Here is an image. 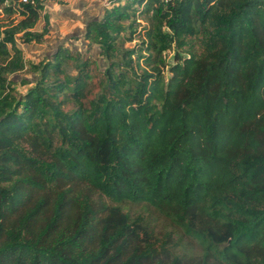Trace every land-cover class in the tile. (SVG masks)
<instances>
[{
    "label": "trees",
    "instance_id": "obj_1",
    "mask_svg": "<svg viewBox=\"0 0 264 264\" xmlns=\"http://www.w3.org/2000/svg\"><path fill=\"white\" fill-rule=\"evenodd\" d=\"M5 2L0 264H264V0H111L83 34L109 58L88 105L94 59L67 45L16 90L19 41L41 42L49 15ZM135 5L147 24L117 59ZM125 202L152 206L200 252L142 239Z\"/></svg>",
    "mask_w": 264,
    "mask_h": 264
},
{
    "label": "rangeland",
    "instance_id": "obj_2",
    "mask_svg": "<svg viewBox=\"0 0 264 264\" xmlns=\"http://www.w3.org/2000/svg\"><path fill=\"white\" fill-rule=\"evenodd\" d=\"M135 6V16L137 19L139 18L137 21V30L132 34V39H127V36L130 34L129 28L122 31L117 41L118 48H116L114 54L117 56V59L120 57L122 49L139 46V41L143 33L142 28L147 24L144 14L140 12L141 7L137 5ZM45 13L49 15V31L42 37L41 42L31 41L29 43H23L19 41L18 44L24 49V56L27 61L28 69L15 74H9V77L16 82L14 86L19 93L25 92L27 88L32 86L33 80L36 76L35 74L38 73H34L30 70L29 68L31 67L29 65L36 64L39 60L50 57L59 45H67L74 50L84 53V56L90 55L94 59V63L92 62L91 64V77L83 97L84 103L88 105L89 100L95 97L100 90V82L104 80V70L109 63V58L101 53V49L98 48L99 46L97 43H88V40L85 39L83 34L86 23L77 21V25L80 29L78 32H73L74 30L71 28L70 21H68L67 24H63V22L54 18L53 12H49L48 8H45L42 15ZM7 19L11 20L0 13L1 22H4ZM43 23L44 19L41 16L33 29L36 31L41 30ZM167 60L169 63L172 61V53L168 54ZM168 74L169 73L165 70V75L167 76ZM22 78H26L30 82L23 84L20 82ZM72 105V103L66 104L64 108L69 109ZM85 186V184L79 185L80 194L86 193L87 195H90L93 200L103 199L106 203L109 202L108 198L105 196H100L99 198L98 192L87 189ZM121 207L123 211L128 212V214L135 219L138 225L139 236L142 239L145 238L156 243V245H160L163 244V241L169 238L171 246L176 252L181 254H194L200 252L199 246L193 240L182 235L178 228L173 227L169 220L161 216L152 206H149L144 202H125Z\"/></svg>",
    "mask_w": 264,
    "mask_h": 264
},
{
    "label": "crops",
    "instance_id": "obj_3",
    "mask_svg": "<svg viewBox=\"0 0 264 264\" xmlns=\"http://www.w3.org/2000/svg\"><path fill=\"white\" fill-rule=\"evenodd\" d=\"M111 3V0H60L47 3L45 8H48L49 12H53L54 18L63 24L70 21L73 32H78L80 27L77 25V21L87 23L94 18H100L103 9L110 6Z\"/></svg>",
    "mask_w": 264,
    "mask_h": 264
},
{
    "label": "built area",
    "instance_id": "obj_4",
    "mask_svg": "<svg viewBox=\"0 0 264 264\" xmlns=\"http://www.w3.org/2000/svg\"><path fill=\"white\" fill-rule=\"evenodd\" d=\"M14 1H16L17 6H21L24 3H28L33 6L37 4H41L43 6V9H45L47 3L58 2L60 0H14ZM5 4H9V0H6Z\"/></svg>",
    "mask_w": 264,
    "mask_h": 264
},
{
    "label": "water",
    "instance_id": "obj_5",
    "mask_svg": "<svg viewBox=\"0 0 264 264\" xmlns=\"http://www.w3.org/2000/svg\"><path fill=\"white\" fill-rule=\"evenodd\" d=\"M99 48V47H98Z\"/></svg>",
    "mask_w": 264,
    "mask_h": 264
}]
</instances>
